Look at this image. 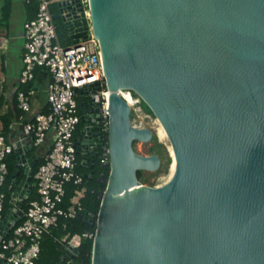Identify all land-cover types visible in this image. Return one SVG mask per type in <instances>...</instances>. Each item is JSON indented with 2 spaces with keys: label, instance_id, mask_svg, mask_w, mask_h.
Here are the masks:
<instances>
[{
  "label": "water",
  "instance_id": "obj_1",
  "mask_svg": "<svg viewBox=\"0 0 264 264\" xmlns=\"http://www.w3.org/2000/svg\"><path fill=\"white\" fill-rule=\"evenodd\" d=\"M57 6L71 40L87 39L79 0ZM90 10L109 88L111 151L97 220L78 217L96 227L92 264H264V0H90ZM122 91L137 94L169 136L176 169L162 186L139 180L161 159L136 152L134 143L153 132L132 124ZM93 103L81 104L92 115L82 117L78 142L92 160L102 139ZM12 143L4 237L24 216L39 162L28 156L33 144ZM70 250L79 252L62 250L59 264H78L67 262Z\"/></svg>",
  "mask_w": 264,
  "mask_h": 264
},
{
  "label": "built area",
  "instance_id": "obj_2",
  "mask_svg": "<svg viewBox=\"0 0 264 264\" xmlns=\"http://www.w3.org/2000/svg\"><path fill=\"white\" fill-rule=\"evenodd\" d=\"M29 3L31 0H25ZM59 0H38L36 18L26 22L25 51L23 55L24 70L21 82L23 84L34 80L38 67L49 70L52 78L47 88V100L50 107L49 114H37L30 121L24 123L23 141L30 142L36 147L43 145L52 134L53 144L45 156V162L34 175L37 180L40 199L32 201L24 212V221L17 225L8 237L5 231L0 233V262L2 264H36L42 252L44 236L58 225L60 217H79L85 188L77 191L73 206L69 210L59 207L65 196V185L74 180L83 185L86 174L77 173V155L81 153L75 133L84 115L79 111L77 94L92 106L97 104L101 113L100 132L102 139L98 146V155L103 167H111L110 151V114L109 88L107 86L103 54L99 40L95 37L91 27L90 0H79L84 18L88 21L89 36L74 43L67 33L64 41L60 39L55 22L53 7ZM80 89L85 92L80 93ZM125 91L121 94L124 95ZM33 91L18 92L19 108L24 112L31 110V96ZM126 98V97H125ZM127 99V98H126ZM93 100V101H92ZM92 115L91 112H85ZM14 151L13 143L6 141L0 130V185L5 182L8 174L6 156ZM84 153V152H83ZM81 155V154H80ZM84 155V154H83ZM89 156V155H88ZM83 159L84 156H83ZM92 162V157L85 159ZM4 199L0 196V228L6 217L4 215ZM96 231L92 229L81 234H65L58 242L64 249L80 248L83 240L95 239ZM67 262L75 259L78 253L70 250ZM76 260V259H75Z\"/></svg>",
  "mask_w": 264,
  "mask_h": 264
},
{
  "label": "trees",
  "instance_id": "obj_3",
  "mask_svg": "<svg viewBox=\"0 0 264 264\" xmlns=\"http://www.w3.org/2000/svg\"><path fill=\"white\" fill-rule=\"evenodd\" d=\"M37 0H31L29 2V5H34L36 9V14L38 13V4L36 5ZM5 13V21L8 19V15L10 14V6H6L3 9ZM60 39L64 41V34L65 30L62 27L60 21L55 20ZM41 71L49 73V70L45 67H38L35 71V78L36 74L40 73ZM51 76V74H50ZM34 80L27 82L25 84H22V87L20 88V91H24L25 93H29L32 89V84ZM135 94V93H134ZM77 101L79 105V111L81 106L80 96L77 94ZM3 105L2 96H0V120L3 122V129H1V134L5 137L6 141L8 142V134L10 131V126L13 123L14 116L12 114L7 115H1V108ZM19 104L16 103V109H17V115L20 117H23L25 122L30 121L27 120L26 112H24L21 108L18 106ZM142 107L147 111L148 113L153 114L151 109L142 101ZM50 111H47L46 114H49ZM132 117V113H131ZM83 124L82 122L77 128V131L75 133V138L78 137L81 133ZM156 140V137H155ZM52 147V146H51ZM51 149V148H50ZM33 154V153H32ZM155 154H160V152H156ZM45 158H39V162L37 163V166L35 167V174L38 171L39 167L45 162ZM78 160V166H77V173L79 174H90L91 172H94V178L91 180H88L87 178L84 180L83 185H78L75 183L74 180H71L70 182H67L65 185V196L63 198V201L59 204V207L69 210L70 207L73 206V200L77 195V191L81 190L82 187L85 188V194L84 197L81 199V205H82V211L79 212L80 215H91L97 220L98 213L101 206V198L106 191L109 176L111 173V167H103V165L100 162V155H97L95 158H93L91 162V166L84 167L82 165V158L81 155H77ZM7 166H8V174L6 176L5 182L0 185V196L3 194L5 196L4 199V215L8 213L9 206H10V199H11V187H12V181L14 179V172L16 170L17 165V155L13 151L11 154L6 156L5 159ZM24 171L20 173L19 176L16 177L17 183L21 182L22 179H24ZM139 180L143 183H147L149 179H145L143 176V171L138 172ZM32 192L28 198V200L23 204V212H26L29 208V205L32 201L39 200L40 194L38 192V184L37 180L33 177L32 178ZM151 186H154L153 183H151ZM24 219L18 222L17 225H20ZM88 228L83 225L82 221H79L77 217H60L58 225L51 229V231L44 236L43 243H42V252L40 255L39 260L36 262V264H59L62 259V250H64V247L59 241L60 238H62L65 234H81L85 231H87ZM93 232L96 231V227L92 229ZM93 239H85L82 242V245L79 248V253L75 257L78 264H92V254H93ZM0 250L3 249L0 246ZM0 264H2L0 262Z\"/></svg>",
  "mask_w": 264,
  "mask_h": 264
},
{
  "label": "crops",
  "instance_id": "obj_4",
  "mask_svg": "<svg viewBox=\"0 0 264 264\" xmlns=\"http://www.w3.org/2000/svg\"><path fill=\"white\" fill-rule=\"evenodd\" d=\"M35 4L39 6L38 0ZM6 6H10L11 11L5 21L3 9ZM34 7V5H29L25 0H0V96H2L3 100L1 115L12 114L14 116L8 134L9 143H12V141H23L24 139L23 125L25 120L17 115L16 103L18 104L17 95L23 84L21 77L24 70L23 55L26 42L24 26L26 22L36 18L37 14ZM53 9L54 12H57L58 7L54 6ZM51 78L52 76L49 73L43 71L38 73V75L36 74V79H34L30 90L34 94L31 96V110L26 113L27 120L32 119L39 113L46 114L47 111H50L47 100V88ZM88 102L90 101L88 100L84 103ZM89 109L90 106L87 104L80 106L82 115ZM1 129H3V122L0 120ZM81 137L80 133L76 139L80 140ZM28 144L31 143L27 142ZM52 144L53 137L51 134L43 145L38 147L34 145V150L28 156L33 153L38 158H45ZM80 154L82 165L84 167L91 166V161L83 159V151Z\"/></svg>",
  "mask_w": 264,
  "mask_h": 264
},
{
  "label": "rangeland",
  "instance_id": "obj_5",
  "mask_svg": "<svg viewBox=\"0 0 264 264\" xmlns=\"http://www.w3.org/2000/svg\"><path fill=\"white\" fill-rule=\"evenodd\" d=\"M124 95L132 109V124L138 128H148L153 132L151 141L146 143L137 141L134 143L136 152L143 156L160 152V154H156L161 159L160 168L156 171L144 170L143 176L149 181L147 183L141 181V183L146 187L162 186L169 181L171 175V164L173 162L171 143L169 139L160 136L159 129L161 124L156 116L145 111L141 105L143 100L131 91H125ZM151 183L154 186H151Z\"/></svg>",
  "mask_w": 264,
  "mask_h": 264
},
{
  "label": "bare ground",
  "instance_id": "obj_6",
  "mask_svg": "<svg viewBox=\"0 0 264 264\" xmlns=\"http://www.w3.org/2000/svg\"><path fill=\"white\" fill-rule=\"evenodd\" d=\"M159 133H160L161 137L169 139V136H168L166 130L164 129V127L162 126V124H161V127L159 129ZM171 153L173 154L172 146H171ZM172 156H173V162L171 164V175H170V178L172 177V175L174 174L175 169H176V159L174 158V154Z\"/></svg>",
  "mask_w": 264,
  "mask_h": 264
}]
</instances>
